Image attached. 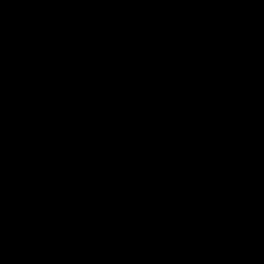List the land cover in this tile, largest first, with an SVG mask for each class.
I'll list each match as a JSON object with an SVG mask.
<instances>
[{
	"label": "crops",
	"instance_id": "1",
	"mask_svg": "<svg viewBox=\"0 0 264 264\" xmlns=\"http://www.w3.org/2000/svg\"><path fill=\"white\" fill-rule=\"evenodd\" d=\"M176 2L174 40L186 56L236 64L248 125L236 128L225 88L198 86V73L190 65L168 64L156 120L143 145L147 158L138 161L136 187L154 194L149 212L163 230L160 241L179 243L190 234L196 264H264V0ZM97 6L111 8L114 0H0V62H17L25 85V96L7 93L0 85V168L5 173L14 164L64 153L70 181L78 184L73 165L82 129L95 128L99 136L120 119L116 76L85 52L86 27L92 30L89 20ZM157 12L155 3L147 24L154 26ZM142 47L141 61L150 76L155 52L147 44ZM194 95L209 96L211 107H192ZM63 103L69 107L66 113L60 111ZM86 139L89 144L95 140ZM130 154L117 151L112 163ZM237 166L245 167L246 179L259 186L256 197L237 201L231 215L218 204L195 200L194 186L226 180ZM94 198L88 204H95ZM186 201L192 205L190 218L180 211ZM54 202L45 188L38 208L51 211ZM70 206L64 201V207ZM22 209L18 197L17 205L9 203L7 215L0 214V264H115L108 252L82 250L88 217L47 223L44 238L33 241L28 262L8 256ZM60 238L73 249L64 257L54 250Z\"/></svg>",
	"mask_w": 264,
	"mask_h": 264
},
{
	"label": "built area",
	"instance_id": "2",
	"mask_svg": "<svg viewBox=\"0 0 264 264\" xmlns=\"http://www.w3.org/2000/svg\"><path fill=\"white\" fill-rule=\"evenodd\" d=\"M131 1L114 0V5L123 7ZM157 11L153 28L159 41L168 50L184 55L172 36L170 16L163 9L157 8ZM68 109L63 103L60 111L66 113ZM82 136L96 138L98 133L89 126L82 129ZM68 161L64 153H59L48 160L14 164L9 174L0 168V201L17 205L19 197L23 205L17 235L7 247L8 256L28 262L33 241L44 238L47 223L57 224L62 217H88L99 250L110 253L115 264H196L190 234L179 243L160 241L163 230L153 223L149 212L155 201L154 194L137 189L136 178L141 166L133 153L112 165L92 205L85 202L78 185L70 181ZM247 175L245 167L237 166L226 180L194 186L193 196L198 202L218 204L225 215H231L237 201L259 193V186L249 183ZM45 188L55 198L51 211L38 208ZM64 201H70L71 206L64 207ZM191 210V202H181L180 211L188 218ZM57 231L60 232L59 227ZM175 235L181 236L179 232ZM54 250L59 257H64L73 249L69 241L60 238Z\"/></svg>",
	"mask_w": 264,
	"mask_h": 264
},
{
	"label": "trees",
	"instance_id": "3",
	"mask_svg": "<svg viewBox=\"0 0 264 264\" xmlns=\"http://www.w3.org/2000/svg\"><path fill=\"white\" fill-rule=\"evenodd\" d=\"M177 0H132L123 7L113 6L111 8L96 7L95 16L89 20H100L103 23L112 24L115 28L126 29L136 35L140 42L136 46L142 49L143 44H147L154 49L155 62L149 76L150 101L148 104V117L144 127L136 130L131 136L114 144L101 158L98 170L97 180L91 182L86 178L88 160L84 145L89 141L81 136L78 149V160L73 167L76 171L77 185L82 188L83 198L86 203L90 202L92 197L97 198L101 187L105 183L109 170L112 167V158L117 151L127 150L135 155V160L141 161L147 158V153L143 145L149 135L152 125L156 120V106L161 95L165 81V69L168 64L179 60L187 63L198 73L197 85L204 87H223L227 91L231 103L233 120L236 128L243 129L247 127L245 107L242 102L238 84L240 76L236 64L230 60L221 61L215 64L214 71L208 74L205 69L207 63L204 59H197L192 56L179 55L174 51L168 50L158 39L155 29L147 24L146 20L150 9L156 3L158 9H163L170 16V27L172 36L175 34L177 24L176 18ZM85 52L97 62L100 69L112 72L116 76L120 92L122 112L116 126L125 112V88L123 80L110 61L104 57L98 49L97 38L94 32L86 27ZM134 47V48H136ZM0 85L5 87L7 93L17 96H25V85L22 79L20 67L14 60L5 63L0 62ZM212 105L209 96L194 95L191 100V106L194 108L207 109ZM113 126V127H114ZM112 127V128H113ZM110 131V130H109ZM109 131L100 134L95 138V142L102 139ZM9 202L0 201V214L7 215ZM88 222V220H86ZM84 224V223H83Z\"/></svg>",
	"mask_w": 264,
	"mask_h": 264
},
{
	"label": "water",
	"instance_id": "4",
	"mask_svg": "<svg viewBox=\"0 0 264 264\" xmlns=\"http://www.w3.org/2000/svg\"><path fill=\"white\" fill-rule=\"evenodd\" d=\"M110 34L99 33L98 49L106 57L121 76L125 88V112L119 121L102 139L84 145L86 152L87 180H97L100 161L103 155L117 142L128 138L136 130L144 127L148 117L150 101L149 71L144 67L139 55L132 49H123L112 44ZM215 64L207 62L208 74L214 71ZM82 250H99V243L88 222L83 224L81 234Z\"/></svg>",
	"mask_w": 264,
	"mask_h": 264
},
{
	"label": "rangeland",
	"instance_id": "5",
	"mask_svg": "<svg viewBox=\"0 0 264 264\" xmlns=\"http://www.w3.org/2000/svg\"><path fill=\"white\" fill-rule=\"evenodd\" d=\"M97 21L98 20L91 21L92 31L97 37H99L98 36L99 33L101 35L105 33H109L111 36L109 41L112 44L117 45L123 49H132L135 53L139 55L140 60L142 59L141 54L145 53V51L143 52V49L144 50L146 49L145 48L140 49L136 47L139 45V42H140L139 38L136 35H134L133 33H131L130 31L126 29H118V28H115L111 24H108V23L102 24ZM90 141L91 143L94 142V140H90Z\"/></svg>",
	"mask_w": 264,
	"mask_h": 264
}]
</instances>
